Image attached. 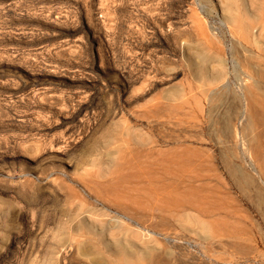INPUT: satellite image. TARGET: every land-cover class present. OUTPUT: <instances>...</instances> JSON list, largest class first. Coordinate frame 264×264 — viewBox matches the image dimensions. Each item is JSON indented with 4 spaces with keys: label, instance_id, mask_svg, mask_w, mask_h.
Wrapping results in <instances>:
<instances>
[{
    "label": "rangeland",
    "instance_id": "obj_1",
    "mask_svg": "<svg viewBox=\"0 0 264 264\" xmlns=\"http://www.w3.org/2000/svg\"><path fill=\"white\" fill-rule=\"evenodd\" d=\"M260 68L264 0H0V264H264Z\"/></svg>",
    "mask_w": 264,
    "mask_h": 264
},
{
    "label": "bare ground",
    "instance_id": "obj_2",
    "mask_svg": "<svg viewBox=\"0 0 264 264\" xmlns=\"http://www.w3.org/2000/svg\"><path fill=\"white\" fill-rule=\"evenodd\" d=\"M232 2H233V1H232ZM232 2H231V3H232ZM235 2H236V1H235ZM223 3H224V1H223ZM223 3H222V4H223ZM232 4H233V3H232ZM229 5L231 6L230 2H229ZM229 5H228V6H229ZM244 7H245V6H244ZM226 11H227V13H229V12H228V11H229L228 8H227ZM226 11H225V12H226ZM246 11H247V9H246ZM253 12H254V11H253ZM255 12H257V11H255ZM248 15H249L251 18H253V19L255 18L253 13L248 12ZM232 19H233V18H232ZM253 19H252V20H253ZM233 20H234V19H233ZM255 20H256V19H255ZM201 21H202V20H201ZM234 21H235V20H234ZM197 22H198V21H197ZM197 22H196V23H197ZM226 22L229 23V21H227V20H226ZM202 23H203V22H202ZM202 23H201V24H202ZM199 26H200V25H199ZM202 26H204V23H203ZM203 28H205V27H203ZM200 29H201V28H200ZM196 30H197V29H196ZM204 31H206V28L204 29ZM202 32H203V29H202L201 33H202ZM203 33H204V32H203ZM232 34H233V33H232ZM212 37H214V36H212ZM258 38H259V37H258ZM260 38H261V37H260ZM253 42H254V43H255V42L257 43L256 46H257V45L260 46V45H259V42H257L256 40L253 41ZM220 63H221V62H220ZM246 64H247V63H246ZM262 65H263V63H262ZM197 66H198V65H197ZM253 67L255 68V66H253ZM257 67H258V66H257ZM257 67H256V68H257ZM258 69H259V67H258ZM260 69H262V70L264 71V68H260ZM218 78L220 79L221 77L218 76ZM247 94H249V93H247ZM61 168L63 169V166H62V165H60V169H61ZM60 174H62L63 176H65V174H63V173H60ZM262 174H263V173H262ZM81 223L83 224L84 227H86V232H87V233H90V234H92V235H98L100 238H102L103 235H102L101 233H98L97 231L94 232V230H92L91 228H88V227H92V225H88V226H87V224H85V222H81ZM85 225H86V226H85ZM82 230H83V228H82ZM80 234H81V232H80ZM83 234H84V233H82V235H83ZM78 235H79V234H78ZM86 235H87V234H86ZM80 236H81V235H80ZM131 249H132V248H131ZM129 250H130V249H129ZM118 252L121 253V254H123V255H127V252H126V250H124V249L118 248Z\"/></svg>",
    "mask_w": 264,
    "mask_h": 264
}]
</instances>
